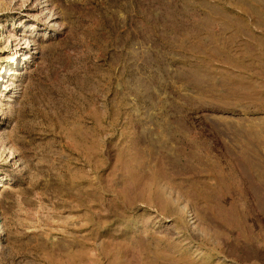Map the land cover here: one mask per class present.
Masks as SVG:
<instances>
[{
  "label": "rangeland",
  "instance_id": "obj_1",
  "mask_svg": "<svg viewBox=\"0 0 264 264\" xmlns=\"http://www.w3.org/2000/svg\"><path fill=\"white\" fill-rule=\"evenodd\" d=\"M0 264H264V0H0Z\"/></svg>",
  "mask_w": 264,
  "mask_h": 264
}]
</instances>
